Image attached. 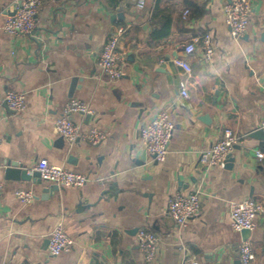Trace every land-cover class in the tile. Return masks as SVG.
I'll use <instances>...</instances> for the list:
<instances>
[{
    "label": "crops",
    "instance_id": "obj_1",
    "mask_svg": "<svg viewBox=\"0 0 264 264\" xmlns=\"http://www.w3.org/2000/svg\"><path fill=\"white\" fill-rule=\"evenodd\" d=\"M17 1L0 0V264H241L243 242L256 253L251 264H264V212L246 241L229 215L233 201L264 203V157L256 154L264 152V140L251 136L264 121V0H251L241 38L230 35L225 20L229 0H145L142 8L138 0L124 18L116 16V0H43L32 35L14 37L2 26ZM120 27L124 75L111 81L97 60ZM205 34L214 47L210 59ZM191 42L195 49L187 53ZM8 90L25 92V110L4 106ZM73 98L94 111L74 121L104 130L102 142L69 143L56 131L55 120ZM166 109L175 129L166 160L157 162L140 128ZM226 128L243 140L226 167L207 171L201 155ZM6 158L29 169L47 158L90 180L46 195L45 180L6 179ZM18 188L33 189L35 198L22 202ZM194 189L201 191V213L180 228L168 202ZM58 224L74 243L51 256L48 236ZM140 228L160 237L151 263L137 244Z\"/></svg>",
    "mask_w": 264,
    "mask_h": 264
},
{
    "label": "built area",
    "instance_id": "obj_2",
    "mask_svg": "<svg viewBox=\"0 0 264 264\" xmlns=\"http://www.w3.org/2000/svg\"><path fill=\"white\" fill-rule=\"evenodd\" d=\"M43 0H21L15 3L14 15L8 14L3 22V30L11 36H31L37 25V14ZM145 0H140L139 7L142 8ZM226 23L230 28V35L233 38L243 37L248 30L252 3L251 0H229L223 6ZM188 11V10H187ZM187 13V12H186ZM125 28L120 27L105 42L102 52L97 60L98 69L106 74L109 80L116 81L124 75L122 60L124 52L118 51L119 37L124 33ZM202 46L205 57L210 59L214 53L211 35L205 34L202 38ZM195 49L194 42L185 46L187 53ZM175 62L190 72L191 67L183 59H176ZM182 96H188L186 88L181 90ZM8 107L14 111H23L26 108L25 92L8 90L4 95ZM75 114L93 116V109L81 99H70L63 108V114L55 120V128L67 142L73 143L78 139L85 140L92 144H98L106 138V132L97 126L84 128L71 117ZM261 129L264 130V121ZM175 123L170 113L166 110L159 111L156 116L146 125L140 128V136L147 152L154 156L157 162L166 160L169 152V144L173 137ZM243 138L238 136L231 128H226L223 137L213 144L201 155V163L205 170L215 166L226 167L234 147ZM259 158L264 157V152L256 150ZM30 171L40 173L42 180L59 187H81L85 185L90 177L87 174L76 172L65 166L51 164L47 158H41ZM3 181L0 180V192L3 189ZM16 196L24 203L31 202L35 198L33 189L18 188ZM201 191L194 189L190 192L175 194L168 202V213L175 220L180 228L187 227L189 221L196 217L201 210ZM230 221L232 228L241 232L243 229L253 230L256 225V218L264 212V203L257 198H244L240 201L230 203ZM63 224H58L49 233V253L54 256L69 251L73 246V239L66 233ZM137 244L144 255L146 262L156 260L159 252L160 237L150 229L140 228L137 232ZM185 247L182 248L184 250ZM187 259V258H186ZM256 259V253L248 242H243L240 247L241 264H251ZM192 264H198L193 260Z\"/></svg>",
    "mask_w": 264,
    "mask_h": 264
},
{
    "label": "water",
    "instance_id": "obj_3",
    "mask_svg": "<svg viewBox=\"0 0 264 264\" xmlns=\"http://www.w3.org/2000/svg\"><path fill=\"white\" fill-rule=\"evenodd\" d=\"M21 0H19L20 2ZM138 0H116V8H117V12L118 14H116L117 17L120 18H124L123 16V12L124 9L126 8L127 5H135L137 3ZM16 13V10H13L12 12H10L11 15H14ZM78 81V78L75 77L73 80V85L74 83ZM5 107H8L7 103L5 102ZM74 116L71 117V119H73ZM87 119H89V115L86 116ZM252 137L257 138L258 140H264V130L263 129H258L256 131H254L251 134ZM73 159V155L71 156V160ZM230 160V158H229ZM229 162V161H228ZM3 166H4V172H5V178L6 179H10V180H23V181H36L38 183L42 182V178L39 172L37 171H30L29 168L27 166H25L23 163L17 161V160H13V159H9L6 158L3 160ZM60 187L57 184H51L48 187L44 188V192L47 194L57 191L59 190ZM158 223V219L155 221L154 224V228L158 229L157 226ZM241 235L244 241H246L250 235H251V230L249 229H243L241 230Z\"/></svg>",
    "mask_w": 264,
    "mask_h": 264
}]
</instances>
